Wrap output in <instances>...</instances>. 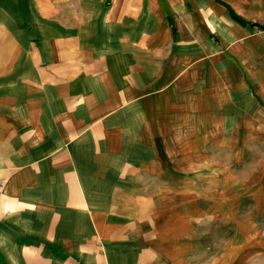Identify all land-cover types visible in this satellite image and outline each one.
Instances as JSON below:
<instances>
[{
	"label": "crops",
	"instance_id": "obj_1",
	"mask_svg": "<svg viewBox=\"0 0 264 264\" xmlns=\"http://www.w3.org/2000/svg\"><path fill=\"white\" fill-rule=\"evenodd\" d=\"M0 264H264V0H0Z\"/></svg>",
	"mask_w": 264,
	"mask_h": 264
}]
</instances>
